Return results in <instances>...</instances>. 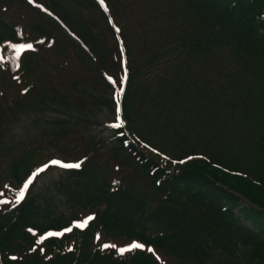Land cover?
<instances>
[{
	"label": "trees",
	"instance_id": "obj_1",
	"mask_svg": "<svg viewBox=\"0 0 264 264\" xmlns=\"http://www.w3.org/2000/svg\"><path fill=\"white\" fill-rule=\"evenodd\" d=\"M66 1L86 18L63 9L60 25L27 0H0V44L20 33L45 41L19 69L0 66V140L19 112L46 100L113 104L106 75L119 80L125 57L124 135L96 143L111 144L119 164L89 150L79 128L11 148L2 188L17 189L54 155L83 162L66 172L68 214L41 208L33 195L1 204L0 264H264V0H105L109 13L97 0ZM188 157L198 158L178 163ZM237 176L247 182L229 180ZM89 214L84 231L45 240L43 254L29 251L37 238L29 227L39 236ZM101 232L118 246L145 242L160 259L101 250Z\"/></svg>",
	"mask_w": 264,
	"mask_h": 264
},
{
	"label": "rangeland",
	"instance_id": "obj_2",
	"mask_svg": "<svg viewBox=\"0 0 264 264\" xmlns=\"http://www.w3.org/2000/svg\"><path fill=\"white\" fill-rule=\"evenodd\" d=\"M37 2L47 8L48 11L52 13V16L50 17L60 25L64 22L61 15L63 9L78 19L81 17H84V19L86 18L85 12L79 7L69 4L66 0H37ZM55 10L58 11L60 15L56 14ZM66 28L67 34L68 32L70 33L67 26ZM83 53L84 52H81L82 55ZM17 83L19 82L17 81ZM18 86L22 89L28 88L27 85L23 84ZM33 90L34 89H29L27 91L28 96L31 97L30 93L33 92ZM105 97L108 99H114L113 90L111 89L107 91ZM34 98L38 100L40 94L35 93ZM114 111L115 102H113V104H95L94 106L82 109L73 103L66 105L64 102L60 101L57 104H52L46 100L45 103L36 108L32 113L19 112L16 121L11 123L10 132L0 140V164H3L2 161L8 157L11 148L19 146L27 141L40 140L42 136L44 138L46 135L48 136L51 134V132H70L75 130L71 128H79L84 132L82 133L90 139L86 143V147L89 150L104 154L108 160L119 164L118 160L113 159L108 154V151L111 150V144L107 143L105 147L102 145H96L98 140L108 142L113 137L114 131L113 129L108 128L107 125L114 120ZM54 156L56 157V155ZM197 158L198 157H193L191 160L188 159L187 162L181 163V165L192 162ZM67 171L69 170L53 166L39 174L35 178L33 185L30 186L27 197L33 195L40 203L41 208L49 205L53 212H64L65 214H68V195L62 190L63 187H67ZM240 177L241 176L232 177L229 178V180L234 183L240 180L242 184H245L247 181ZM2 182L3 176L0 174V190H3L1 186ZM9 197L12 199L11 196ZM8 206L12 205L9 204ZM244 223L245 225L250 226L248 221H245ZM101 233V238L107 242L105 233ZM96 243L98 244V241H96Z\"/></svg>",
	"mask_w": 264,
	"mask_h": 264
},
{
	"label": "snow or ice",
	"instance_id": "obj_3",
	"mask_svg": "<svg viewBox=\"0 0 264 264\" xmlns=\"http://www.w3.org/2000/svg\"><path fill=\"white\" fill-rule=\"evenodd\" d=\"M27 3L31 6H34L41 12L47 13V15L52 16V13L48 11L41 3L37 2V0H27ZM100 8L103 9L105 13H109V8L105 2V0H97ZM108 23L112 25L113 29L117 34L120 33V28L116 26V24L109 17ZM20 38L18 40L5 41L3 44H0V66H14V69H19L22 62V57L28 53H36L38 51L35 45H44V40H36L29 41L25 40L23 33L19 34ZM119 39V37H117ZM51 46V45H49ZM123 41H120V53L124 54ZM123 65L126 67V60H124ZM13 79H19L17 76H13ZM106 79L108 82L113 85V98L115 100V111H114V120L107 125L108 128L116 130L115 135H124V129L126 128V120L122 115V105H121V97L124 92V87L127 82V73L119 78V80L113 79L112 76L106 75ZM27 92V89H24ZM145 148H150V145L144 144ZM150 150L152 152L160 154L155 147H151ZM164 159H168V157H164ZM187 159L191 160L193 157H188ZM83 161H75V162H65L58 158H53L48 160L47 162L42 163L40 166L35 168L30 174H28L25 178L22 179L20 186L17 189H13L10 185L4 184L3 190H0V204L12 205L13 207L21 205L22 202L25 201L26 197L29 194L30 186L33 185L35 178L45 172L47 169L51 167H58L61 169H80ZM185 161H178V163H184ZM11 193L12 199H9L7 194ZM95 220L94 214H89L84 216L80 220H74L71 224L63 227L60 230H48L37 236V232L34 231L33 228L29 227L27 231L33 236L37 237L35 240L36 247H32L29 249L31 252H36L37 249L41 254L44 253V248L40 247L44 243L45 240L49 238H59L64 236L66 233H71L73 229H78L80 231H84L87 229L92 221ZM95 240L98 241L97 247L101 250H114L115 253L120 257H125V254H135L137 250L140 252H148L151 253L157 261H159L160 257L156 255L152 247H146L145 242L132 240L129 243H126L122 246H118L114 242H105L104 239L101 238L100 233H96ZM71 251V249H69ZM10 260L16 261L18 257L16 255H12L9 257Z\"/></svg>",
	"mask_w": 264,
	"mask_h": 264
}]
</instances>
